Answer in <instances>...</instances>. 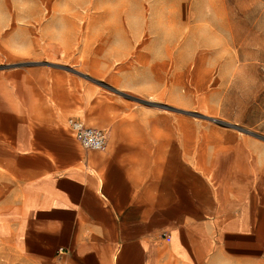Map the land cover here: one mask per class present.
<instances>
[{"label": "rangeland", "instance_id": "obj_1", "mask_svg": "<svg viewBox=\"0 0 264 264\" xmlns=\"http://www.w3.org/2000/svg\"><path fill=\"white\" fill-rule=\"evenodd\" d=\"M0 62L66 85V123L123 125L113 147L138 179L264 150V0H0ZM0 264L38 263L0 235Z\"/></svg>", "mask_w": 264, "mask_h": 264}, {"label": "crops", "instance_id": "obj_2", "mask_svg": "<svg viewBox=\"0 0 264 264\" xmlns=\"http://www.w3.org/2000/svg\"><path fill=\"white\" fill-rule=\"evenodd\" d=\"M64 86L43 67L0 62V235L13 237L24 257L38 264H264L261 147L243 139L201 169L138 179L113 147L123 125L110 129L102 150L84 149L72 135L58 110L74 100ZM23 234L39 254L21 251Z\"/></svg>", "mask_w": 264, "mask_h": 264}, {"label": "built area", "instance_id": "obj_3", "mask_svg": "<svg viewBox=\"0 0 264 264\" xmlns=\"http://www.w3.org/2000/svg\"><path fill=\"white\" fill-rule=\"evenodd\" d=\"M68 126L72 135L84 149L102 150L107 143L105 129L88 125L80 118L68 119Z\"/></svg>", "mask_w": 264, "mask_h": 264}, {"label": "bare ground", "instance_id": "obj_4", "mask_svg": "<svg viewBox=\"0 0 264 264\" xmlns=\"http://www.w3.org/2000/svg\"><path fill=\"white\" fill-rule=\"evenodd\" d=\"M237 146H238V144H237ZM240 157H241V154H240V152H239V153L237 154L236 158L233 160V163H234L235 165H237L236 163L239 162ZM0 232H3V228H2V227H0ZM23 237H24V234H23V235H19V237L17 238V241H19V242L17 243V246L21 249V251H22L23 253H30V254H31V253H34V254H39V251H37L36 249L31 248L30 245H24V243H23V241H22V239H24ZM43 264H46L44 260H43Z\"/></svg>", "mask_w": 264, "mask_h": 264}]
</instances>
